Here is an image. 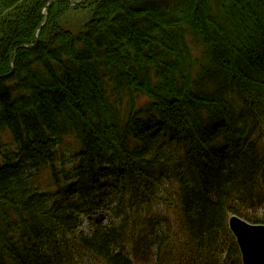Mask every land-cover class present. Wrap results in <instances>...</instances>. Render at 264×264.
Segmentation results:
<instances>
[{
	"label": "trees",
	"instance_id": "obj_1",
	"mask_svg": "<svg viewBox=\"0 0 264 264\" xmlns=\"http://www.w3.org/2000/svg\"><path fill=\"white\" fill-rule=\"evenodd\" d=\"M75 1L0 0V264H242L230 216L264 223L245 211L264 0ZM72 8L91 18L65 27Z\"/></svg>",
	"mask_w": 264,
	"mask_h": 264
},
{
	"label": "rangeland",
	"instance_id": "obj_2",
	"mask_svg": "<svg viewBox=\"0 0 264 264\" xmlns=\"http://www.w3.org/2000/svg\"><path fill=\"white\" fill-rule=\"evenodd\" d=\"M92 12L89 10H74L73 8L70 9L64 17L62 18V23L66 27H74L75 25L81 24L86 22L89 18H91ZM72 146H74V141L70 137H66L62 140L60 148L63 151L69 150ZM49 172L44 171L41 173V176L39 177V181H41L43 184L52 182ZM264 187V184H263ZM114 200V195L110 194L108 195L102 204L95 205L97 208L96 213H94L92 219H86L84 222L83 230L86 233H89L93 226L98 223H107L108 217L112 216V213L109 208V204ZM245 211L248 212L249 215L256 217L258 219L264 220V196H263V202L256 203L255 206L247 205L245 206ZM134 260L136 264H154V261L152 257L150 256H143L139 255V257H134ZM89 264V263H88ZM99 264V263H98Z\"/></svg>",
	"mask_w": 264,
	"mask_h": 264
},
{
	"label": "water",
	"instance_id": "obj_3",
	"mask_svg": "<svg viewBox=\"0 0 264 264\" xmlns=\"http://www.w3.org/2000/svg\"><path fill=\"white\" fill-rule=\"evenodd\" d=\"M71 3L79 2L71 0ZM229 227L238 242L243 264H264V224H253L233 215Z\"/></svg>",
	"mask_w": 264,
	"mask_h": 264
}]
</instances>
